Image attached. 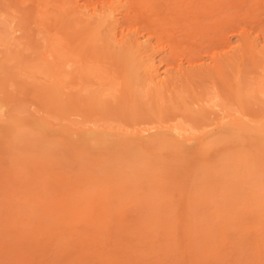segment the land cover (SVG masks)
<instances>
[{"label": "rangeland", "instance_id": "374dc122", "mask_svg": "<svg viewBox=\"0 0 264 264\" xmlns=\"http://www.w3.org/2000/svg\"><path fill=\"white\" fill-rule=\"evenodd\" d=\"M263 2L0 0V264H264Z\"/></svg>", "mask_w": 264, "mask_h": 264}, {"label": "bare ground", "instance_id": "6f19581e", "mask_svg": "<svg viewBox=\"0 0 264 264\" xmlns=\"http://www.w3.org/2000/svg\"><path fill=\"white\" fill-rule=\"evenodd\" d=\"M264 3V2H263ZM262 6V8L264 7L263 6V4H261ZM254 13V12H253ZM253 15V14H252ZM260 19V18H259ZM240 23V22H239ZM239 23H238V25H239ZM220 37V36H219ZM240 41H243V42H240L239 43V46H238V49H237V51L234 53V54H232V55H227L226 53H220V54H218V55H216V54H212V60L214 61V64L212 65V68H218L219 67V64L223 61L224 63H226L227 62V58L229 57V56H232V57H234V59L236 60V61H238V59H241V55H242V51H243V46H250L251 47V45H252V41L250 40V39H248V35H246V34H240ZM51 47H52V45H51ZM55 47V46H54ZM52 51V50H51ZM56 52V51H55ZM214 53H216V52H214ZM62 54H65V53H62ZM258 54L259 55H262V56H264V44L260 47V50L258 51ZM62 56V55H61ZM58 57V56H57ZM59 57H60V55H59ZM65 57V56H64ZM59 59V58H58ZM63 59V58H62ZM60 61V60H59ZM46 67H47V65H45ZM40 67V66H39ZM42 68H43V66H42ZM45 68V67H44ZM46 69V68H45ZM41 71V70H40ZM47 71H49L48 69H47ZM42 72H44L43 71V69H42ZM219 73V72H218ZM160 75V74H159ZM158 75V76H159ZM156 79V78H155ZM163 78L161 79H158V81L156 82V85H153L154 86V89H153V86H150L151 88H150V90L151 91H153L154 93L156 92V90L157 91H161V90H163L162 89V87H163ZM155 86H157V87H155ZM161 87V88H160ZM155 88H156V90H155ZM158 88V89H157ZM150 90H147V92L148 91H150ZM257 89H254L253 90V92L254 91H256ZM153 92H150V93H152L153 95H154V93ZM149 93V92H148ZM157 93V92H156ZM155 93V94H156ZM163 94H161V96H162ZM157 96H159L160 98H157ZM160 95H154V97H156L157 99H161L162 97H161ZM151 99V98H150ZM229 100H230V98H227L225 101H224V103L227 105V103H229ZM234 100L235 101H237V103H238V105L240 106L239 108H244L245 107V105H246V95L244 94V92L242 91V87L241 86H239V88L235 91V93H234ZM152 101V100H151ZM154 101V100H153ZM149 104V103H148ZM148 104H146V105H148ZM156 104V103H155ZM3 104L2 103H0V106H2ZM145 105V104H144ZM158 105V104H157ZM157 105H156V107H157ZM160 105V104H159ZM12 106V105H11ZM17 106H18V104H17ZM164 107V105H160V107ZM178 106V105H177ZM176 106V107H177ZM180 106V105H179ZM13 107V106H12ZM15 107H16V105H15ZM19 107V106H18ZM144 107H147V106H144ZM156 107H154V108H156ZM167 107V106H166ZM238 107V106H237ZM158 108V107H157ZM156 108V109H157ZM179 108V107H178ZM13 110L14 111V108H11L10 107V109H8L9 111L10 110ZM145 109V108H144ZM11 110V111H12ZM19 111V110H18ZM20 111H22V110H20ZM19 111V112H20ZM152 111V110H151ZM151 111H148L149 113L151 112ZM159 113H161V111L159 112ZM159 113H157V115L159 116H156V117H153V119L154 120H156L157 119V121H154V122H152V115H155V114H153V112H152V114H150L151 116V118H150V120H151V122L152 123H155V122H157V123H161V122H165L166 121V119H165V111L164 112H162V114H159ZM163 113H164V115H163ZM13 114H17V112L15 113V111L13 112ZM10 117H12V118H7V119H4V121H2V126H3V128L1 129V132L3 133L4 132V134H6V132H9L10 130H12V128L16 125L15 124V122H14V117L13 116H11V115H9ZM8 116V117H9ZM164 116V117H163ZM16 118H17V115H16ZM156 118V119H155ZM160 118H161V120H160ZM85 119V118H84ZM163 119V120H162ZM165 119V120H164ZM46 123H47V121L48 120H44ZM45 122H41V121H37V120H35V121H32L31 123H32V125H34L36 128H38V130H41V131H44V132H50V131H55V132H57V131H59V133L61 132L60 130H58V129H55V128H50V127H48V126H46L44 123ZM264 122V121H263ZM48 123H49V121H48ZM136 123V122H135ZM157 123H155V124H157ZM159 123V124H160ZM175 123V122H174ZM183 122L182 121H179V122H177V123H175V124H173V123H171L170 124V126H168V127H165L166 128V132H167V134L170 132H174V131H178V132H181V131H185V130H188V131H190V129H191V126L189 127V124H188V126H185V122H184V124H182ZM15 124V125H14ZM163 124V123H162ZM173 124V125H172ZM161 125V124H160ZM18 126V125H17ZM16 126V127H17ZM72 126V125H71ZM31 128H32V126H30ZM216 130H213L214 132H213V134H215V131L216 132H218L219 130H222V131H224V130H226L225 132H227L228 131V129L226 128V127H223V123H218L217 125H216ZM20 129V128H19ZM33 129V128H32ZM13 131V130H12ZM28 131V130H27ZM160 131V130H159ZM162 131H165L164 129H162ZM23 132V131H22ZM64 132V131H63ZM116 132H119V131H114L113 130V125H111V126H109V125H98V126H88V127H84L83 125H79V126H75V127H69V132L68 131H65L64 133H63V135L65 136V137H68V138H70L69 140L71 141V139H72V141L71 142H73V141H75L76 143V145L78 146V145H80L81 147H82V149H84V151H85V153H86V151L89 153V154H91V153H97L96 151H98L97 149L99 148V147H109V149H112V148H114L115 147V149L117 150L116 152V154H118V152L120 151H122L121 149L123 148V144H125V143H123V142H120L119 144H117V142H119L120 140L119 139H117V135H119V134H117ZM212 132V131H211ZM220 132V131H219ZM11 133V132H10ZM54 133V132H53ZM58 133V134H59ZM138 133H140L139 131H138ZM164 133V132H163ZM38 134V133H37ZM125 134H129V133H125ZM165 134V133H164ZM212 134V135H213ZM26 135V134H25ZM32 135V134H31ZM33 135H35L34 133H33ZM42 135V137H44L43 135V133L41 134ZM50 135V134H49ZM141 135V134H140ZM168 135H170V134H168ZM209 135H210V133H209ZM131 135L129 134V137H130ZM136 137H137V139H138V136L137 135H135ZM34 137H36V136H34ZM41 137V136H40ZM133 137V136H132ZM140 137V136H139ZM118 138H120V137H118ZM131 138V137H130ZM133 138H135V137H133ZM141 138H142V136H141ZM143 138H144V136H143ZM157 138V137H156ZM16 139V138H15ZM23 139V138H22ZM27 139V138H26ZM42 139V138H41ZM149 139V138H148ZM189 139L192 141H190V142H188L189 141ZM199 139V137H197V138H190V137H186V138H184V139H181L182 140V145H184L183 146V148L185 149V148H187L188 146H190V145H194V142L195 141H199L198 140ZM24 140V139H23ZM38 140H40V139H38ZM43 140H44V138H43ZM119 140V141H118ZM188 140V141H187ZM41 141V140H40ZM139 141H140V139H139ZM141 141H143V140H141ZM140 141V142H141ZM197 142H195V143H197ZM139 143V142H138ZM149 143V142H148ZM155 144V143H154ZM117 145V146H116ZM120 149L119 151H118V149ZM183 149V150H184ZM187 149H189V148H187ZM123 153L124 152H122L121 154L123 155ZM115 154V155H116ZM119 155V156H122V155ZM87 155V154H86ZM92 155V154H91ZM126 155V154H125ZM90 156V155H89Z\"/></svg>", "mask_w": 264, "mask_h": 264}]
</instances>
